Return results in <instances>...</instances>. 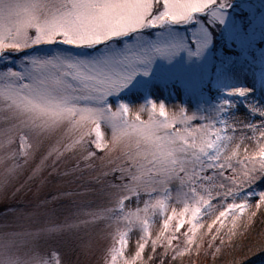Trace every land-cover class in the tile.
<instances>
[{
  "label": "snow or ice",
  "instance_id": "snow-or-ice-1",
  "mask_svg": "<svg viewBox=\"0 0 264 264\" xmlns=\"http://www.w3.org/2000/svg\"><path fill=\"white\" fill-rule=\"evenodd\" d=\"M262 212L264 0H0V264H227Z\"/></svg>",
  "mask_w": 264,
  "mask_h": 264
},
{
  "label": "rangeland",
  "instance_id": "rangeland-1",
  "mask_svg": "<svg viewBox=\"0 0 264 264\" xmlns=\"http://www.w3.org/2000/svg\"><path fill=\"white\" fill-rule=\"evenodd\" d=\"M264 212L258 213L254 221L248 225L246 219L241 221L240 232L243 235H238L235 238V247L231 250H226L225 260L227 264H250L255 258L254 264H264ZM247 228V231H245ZM249 236H251V243H249ZM210 237L205 236L203 238V247L201 251H205L208 248ZM216 243H219L217 241ZM199 244V241H198ZM214 249V248H213ZM197 247L193 246L192 252L185 254L183 257H179L173 264H188L190 257L195 254ZM220 257H213L210 264H217Z\"/></svg>",
  "mask_w": 264,
  "mask_h": 264
},
{
  "label": "trees",
  "instance_id": "trees-1",
  "mask_svg": "<svg viewBox=\"0 0 264 264\" xmlns=\"http://www.w3.org/2000/svg\"><path fill=\"white\" fill-rule=\"evenodd\" d=\"M205 250H208V254H205V251L200 250V254L197 255V251H196L195 254H193L190 257L188 264H210L212 259H213L214 249L207 248ZM255 260L256 259L254 258L250 264H254L256 262ZM166 264H167V262H166ZM172 264H173V262H172Z\"/></svg>",
  "mask_w": 264,
  "mask_h": 264
}]
</instances>
